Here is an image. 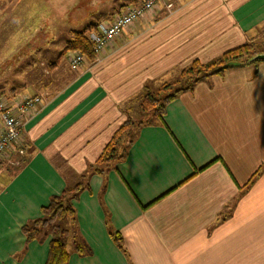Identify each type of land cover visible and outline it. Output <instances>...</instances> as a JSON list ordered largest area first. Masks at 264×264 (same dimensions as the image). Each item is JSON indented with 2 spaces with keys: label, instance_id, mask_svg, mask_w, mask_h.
<instances>
[{
  "label": "crops",
  "instance_id": "0c3cea01",
  "mask_svg": "<svg viewBox=\"0 0 264 264\" xmlns=\"http://www.w3.org/2000/svg\"><path fill=\"white\" fill-rule=\"evenodd\" d=\"M35 1L52 21L72 19L62 28L51 20L38 26L49 38L25 55L27 69L56 63V71L45 67L50 75L35 73L13 92L42 103L27 117L25 153L0 159V264H46L51 236L27 241L24 224L91 173L148 84L248 42L264 50V0H163L95 60L58 72L74 31L137 0H80L68 8L67 0ZM60 30L69 36L53 35ZM124 156L91 173L73 200L91 252L70 245L65 264H264V62L178 94L164 123L137 128ZM112 231L122 234L128 255Z\"/></svg>",
  "mask_w": 264,
  "mask_h": 264
},
{
  "label": "trees",
  "instance_id": "16d2710c",
  "mask_svg": "<svg viewBox=\"0 0 264 264\" xmlns=\"http://www.w3.org/2000/svg\"><path fill=\"white\" fill-rule=\"evenodd\" d=\"M141 1L142 0H137L134 4H138ZM96 27L97 25L93 24L84 30L74 31L72 37L67 41L62 54L66 51L78 50L85 55L86 59L94 60L96 54L90 33L96 29ZM258 47L256 43L248 42L225 51L220 57L207 63H202L196 59L189 67L180 71V76L175 77V79L177 78L175 81H164L160 83L161 86L157 91L151 88L155 83L148 84L139 98L138 104L142 113L148 115L147 119H141L138 122L127 119L125 124L122 125L120 130L116 132L112 140L107 144L98 161L89 166L91 173L104 172L106 167L102 168V166L97 165L101 164L103 161L108 162L112 159H123L125 157L123 153L118 158L115 152L116 142L118 141L117 135L123 132L128 124L139 128L144 124L154 122L164 123L166 106L170 101L176 98L178 94L193 89L198 82L208 77L222 74L227 69L233 67H240L244 64H248V60L254 55L264 52V50L258 49ZM233 63H238L240 65L234 66ZM258 63L259 62H256L255 64ZM176 86L177 88L174 89ZM170 90H173V92L165 93ZM133 139L130 140L128 145L133 143ZM91 173L82 174L78 183L67 185L61 194L53 195L50 202L42 207V215L28 221L22 228L27 241L33 239L44 240L48 236H51L46 264L67 263L70 257V245L80 254H88L91 252L89 245L80 233L77 210L73 203V200L79 196L80 192L89 187V177ZM111 235L118 246L126 251L122 243L123 238L120 232L112 231Z\"/></svg>",
  "mask_w": 264,
  "mask_h": 264
},
{
  "label": "rangeland",
  "instance_id": "374dc122",
  "mask_svg": "<svg viewBox=\"0 0 264 264\" xmlns=\"http://www.w3.org/2000/svg\"><path fill=\"white\" fill-rule=\"evenodd\" d=\"M78 3H80V0H67L65 5L66 8H68L73 7ZM66 11L68 10L65 9V12ZM67 14L63 15L62 17L60 16L59 18L56 17L57 19L52 21L53 16H50V12L45 8L39 6V4H37L35 0H0V98H6L7 100L16 98L17 94H13L16 91H20L24 88V81L30 84L31 80H34V77H31L34 76L35 73H38V75H43V73L46 75H50L49 73H51L53 68H56V63H53L52 65L43 63V65L39 64L40 66L38 67V70H36L37 67H35L33 70L27 69L28 64L26 62L29 59H27L25 55H28L30 52L36 49L37 45L40 46V44L45 41V37L49 38L48 34L46 35V31L38 30V26H42L41 24L45 23L46 21L50 22L51 20V23L53 24L50 23V26L57 28H62L63 26L65 27L63 20L66 21L67 18L69 20L72 19V16H69ZM59 20H62V22H59ZM53 35H63L64 39L65 37L69 36L67 32L61 30L56 31L55 34L53 33ZM258 49H261V47H258ZM74 51L72 50L64 52L63 55L65 56L62 57L60 65L58 64L60 67V70L58 69V72H61L62 70H78L79 67L77 69L73 68L69 63V59ZM91 61H93V59H91ZM245 65L250 64H244L242 66ZM45 67H48L49 73L46 72L47 69H45ZM39 69H41V72ZM179 76L180 72L176 73L167 81H175L177 79H175V77ZM57 78L60 77L57 76ZM55 85H60V82H55ZM160 86L161 85L157 83L151 86V88L157 91ZM176 88L177 86L174 89ZM171 92H173V90L165 93ZM131 108V117L128 116L127 119H131L136 122L141 119H147L148 115L142 113L141 108L138 106L137 102H135V104L132 105ZM136 131V127H134L133 125L130 126V124H128V126L124 128L123 132L119 134L117 133L120 136L119 138V136L117 135L118 141L116 142L115 152V155L118 158L125 152L130 140L135 137ZM108 162L103 161L101 162V164L97 165L104 168L107 167L106 165L109 164ZM122 243L124 248L126 249L124 240L122 241ZM123 252L128 255L127 249Z\"/></svg>",
  "mask_w": 264,
  "mask_h": 264
},
{
  "label": "built area",
  "instance_id": "2783aa9c",
  "mask_svg": "<svg viewBox=\"0 0 264 264\" xmlns=\"http://www.w3.org/2000/svg\"><path fill=\"white\" fill-rule=\"evenodd\" d=\"M162 1L142 0L138 4L126 6L113 19L101 22L90 33L96 54L95 59L129 26L154 10ZM85 60V55L76 50L71 55L69 63L77 69ZM41 103V96L36 94L18 95L8 100L0 98V159L14 151L25 153V148L21 144L23 129L27 117L32 111L37 110Z\"/></svg>",
  "mask_w": 264,
  "mask_h": 264
},
{
  "label": "water",
  "instance_id": "95a60500",
  "mask_svg": "<svg viewBox=\"0 0 264 264\" xmlns=\"http://www.w3.org/2000/svg\"><path fill=\"white\" fill-rule=\"evenodd\" d=\"M256 62H264V52L258 53L254 55L251 59L248 60V64L256 63ZM234 66H239L238 63H233Z\"/></svg>",
  "mask_w": 264,
  "mask_h": 264
}]
</instances>
